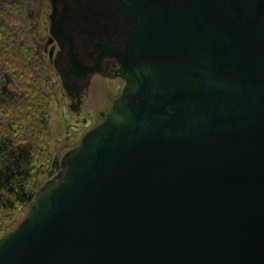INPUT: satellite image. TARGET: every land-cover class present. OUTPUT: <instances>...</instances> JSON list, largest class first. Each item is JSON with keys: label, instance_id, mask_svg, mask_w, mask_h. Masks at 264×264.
<instances>
[{"label": "water", "instance_id": "obj_1", "mask_svg": "<svg viewBox=\"0 0 264 264\" xmlns=\"http://www.w3.org/2000/svg\"><path fill=\"white\" fill-rule=\"evenodd\" d=\"M125 4V90L0 264H264V0Z\"/></svg>", "mask_w": 264, "mask_h": 264}, {"label": "trees", "instance_id": "obj_2", "mask_svg": "<svg viewBox=\"0 0 264 264\" xmlns=\"http://www.w3.org/2000/svg\"><path fill=\"white\" fill-rule=\"evenodd\" d=\"M25 18L20 3L0 0V237L14 227L17 209H27L61 168L50 148L56 83L30 42Z\"/></svg>", "mask_w": 264, "mask_h": 264}, {"label": "flooded vegetation", "instance_id": "obj_3", "mask_svg": "<svg viewBox=\"0 0 264 264\" xmlns=\"http://www.w3.org/2000/svg\"><path fill=\"white\" fill-rule=\"evenodd\" d=\"M11 1L38 4L29 17L33 48L61 83L64 139L69 138L73 129L88 126L94 115L83 108L95 76L119 79L123 82L119 96L124 92L129 73L117 53L125 51L136 30L135 16L127 9V0Z\"/></svg>", "mask_w": 264, "mask_h": 264}, {"label": "rangeland", "instance_id": "obj_4", "mask_svg": "<svg viewBox=\"0 0 264 264\" xmlns=\"http://www.w3.org/2000/svg\"><path fill=\"white\" fill-rule=\"evenodd\" d=\"M38 6V4L33 3L30 6L22 5V10L25 15L27 29L30 33V22L29 17L30 13L35 11L34 9ZM30 35V42L33 46L32 35ZM48 73L52 76L53 81L56 83L55 74L51 72V70L47 67ZM101 80L103 84H101ZM122 83L119 79H111V78H102L100 76L94 77V85L90 89V97L84 104L83 111H90L94 115L91 117V122L88 126L83 127L82 129H73L71 132V136L69 138L64 139V132L66 129V121L62 115V103H61V94L60 87L61 83H56L54 90V98L52 103V117L50 121V148L52 152V161L59 160L61 162L62 157L66 153L68 149L75 146L79 143L82 136L86 131L90 128L94 127L98 124L109 111L112 106L114 99H116L122 91ZM105 111V112H104ZM102 112L104 114L102 115ZM53 167L51 165L50 170L52 171ZM60 170V169H59ZM58 170V171H59ZM58 171L51 176L53 177ZM35 184V174L29 182V188L32 189ZM28 209V208H27ZM27 209H23L19 207L15 212V225L14 227L25 217ZM13 227V228H14Z\"/></svg>", "mask_w": 264, "mask_h": 264}]
</instances>
